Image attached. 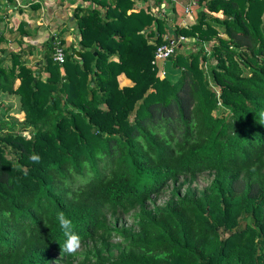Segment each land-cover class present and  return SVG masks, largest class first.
Here are the masks:
<instances>
[{
    "label": "trees",
    "instance_id": "trees-1",
    "mask_svg": "<svg viewBox=\"0 0 264 264\" xmlns=\"http://www.w3.org/2000/svg\"><path fill=\"white\" fill-rule=\"evenodd\" d=\"M90 1L68 44L0 28V264H264V0H200L172 27L133 0ZM179 37L160 69L155 49ZM202 172L200 192L146 205ZM60 212L88 247L76 263Z\"/></svg>",
    "mask_w": 264,
    "mask_h": 264
},
{
    "label": "crops",
    "instance_id": "crops-1",
    "mask_svg": "<svg viewBox=\"0 0 264 264\" xmlns=\"http://www.w3.org/2000/svg\"><path fill=\"white\" fill-rule=\"evenodd\" d=\"M135 11L137 8H148L156 16L168 18L170 27L176 25H186L193 22L195 13L199 10L200 0H133ZM194 1L195 4L188 5ZM10 3V4H9ZM16 3V4H14ZM90 0H0V16L3 21L0 28L5 30L8 28L14 29L19 21L27 24V30L30 31L27 37H23L24 44L32 45L36 49L45 42L47 38L62 37L64 43L68 44L73 41L76 35L75 23L73 18L74 9L91 5ZM9 4V5H7ZM34 4L37 7L31 9L30 5ZM156 4H159L158 7ZM185 8L188 10L185 11ZM130 11V10H129ZM184 12V13H183ZM62 35V36H61ZM13 41H8L4 47L8 46ZM14 48L13 51L17 50ZM60 72L62 70L60 69ZM46 76L45 72L41 73V78ZM119 84L129 85L130 81L122 74L117 78ZM120 85V86H121Z\"/></svg>",
    "mask_w": 264,
    "mask_h": 264
},
{
    "label": "rangeland",
    "instance_id": "rangeland-1",
    "mask_svg": "<svg viewBox=\"0 0 264 264\" xmlns=\"http://www.w3.org/2000/svg\"><path fill=\"white\" fill-rule=\"evenodd\" d=\"M188 5H190V2L188 3ZM261 18L264 20V13L261 15ZM223 36V35H221ZM194 48L192 47L191 45V42H188V43H185L184 44V50H186L187 52L188 51H192ZM196 50V48H195ZM162 65L159 64V68L161 69ZM204 71H206V67H204ZM118 78V77H117ZM123 82H118L119 85H121ZM122 86V85H121ZM6 102L12 104L14 106L15 104V101L11 98L7 99ZM1 112V111H0ZM9 116L13 124V128L19 126V123L22 119V114L21 113H9ZM6 116H4V118H6ZM7 119V118H6ZM7 119V120H9ZM22 134L24 135L25 132L23 131ZM182 179L183 178H179L175 183H170L168 182L167 185L165 187H163L158 193L156 194H152L151 197H150V201L146 204L148 205V207H151L152 205H162L164 203V201H166V199L168 198L169 196V192H170V189H171V186H175L177 187L178 185L179 186V190L180 192H184L186 189L189 190V191H193V192H200L202 189H204L208 184L209 182L211 181L212 179V176L208 173H205V172H202V173H199L197 174L191 181H185L183 182L182 184H180L182 182ZM132 211H130L129 213L127 214H124V215H115L113 217H107V225L108 226H117L118 228L121 229V227H129V226H132L133 224V218H132ZM114 234H112L111 238L109 239V243L111 244H114V243H117L119 242V238L118 237H114L113 236ZM88 247L84 246V245H81L80 249H78V251L73 254V258L71 259L72 260V263H76L77 261L81 260L85 254V250L87 249ZM110 252V255L111 256H114L115 253H116V248H110L109 250ZM56 264H63V263H59L56 261Z\"/></svg>",
    "mask_w": 264,
    "mask_h": 264
},
{
    "label": "clouds",
    "instance_id": "clouds-1",
    "mask_svg": "<svg viewBox=\"0 0 264 264\" xmlns=\"http://www.w3.org/2000/svg\"><path fill=\"white\" fill-rule=\"evenodd\" d=\"M30 159L35 163L40 162V157L38 154L31 155ZM56 219L63 232V235L66 237L65 243L63 245V251L69 255L75 254L81 247V239L74 231L72 220L66 217L63 212L58 213Z\"/></svg>",
    "mask_w": 264,
    "mask_h": 264
},
{
    "label": "built area",
    "instance_id": "built-area-1",
    "mask_svg": "<svg viewBox=\"0 0 264 264\" xmlns=\"http://www.w3.org/2000/svg\"><path fill=\"white\" fill-rule=\"evenodd\" d=\"M193 4H195V2L191 1L190 5L192 6ZM187 10L188 8H185L184 12L186 13ZM178 41H185V39L182 37L176 38L175 40L169 38L167 44H162L155 49L153 60L157 66L159 65V62L163 61L164 59H166L168 56L171 55V53L173 52V47L175 43ZM53 60L56 61L57 63L62 62L63 59L60 51H57L54 54Z\"/></svg>",
    "mask_w": 264,
    "mask_h": 264
},
{
    "label": "water",
    "instance_id": "water-1",
    "mask_svg": "<svg viewBox=\"0 0 264 264\" xmlns=\"http://www.w3.org/2000/svg\"><path fill=\"white\" fill-rule=\"evenodd\" d=\"M16 47H17L16 42H12V44L8 46V50H12L13 51L14 48H16ZM75 55L78 56V53L76 52Z\"/></svg>",
    "mask_w": 264,
    "mask_h": 264
}]
</instances>
